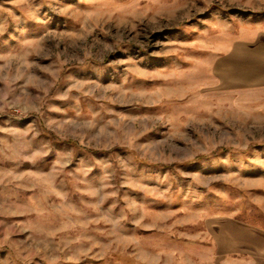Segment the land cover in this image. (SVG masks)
<instances>
[{"label": "rangeland", "instance_id": "1", "mask_svg": "<svg viewBox=\"0 0 264 264\" xmlns=\"http://www.w3.org/2000/svg\"><path fill=\"white\" fill-rule=\"evenodd\" d=\"M264 0H0V264H264V89L223 83Z\"/></svg>", "mask_w": 264, "mask_h": 264}, {"label": "crops", "instance_id": "2", "mask_svg": "<svg viewBox=\"0 0 264 264\" xmlns=\"http://www.w3.org/2000/svg\"><path fill=\"white\" fill-rule=\"evenodd\" d=\"M221 74L223 83L228 86L244 90L264 89V38L233 44L222 58Z\"/></svg>", "mask_w": 264, "mask_h": 264}]
</instances>
